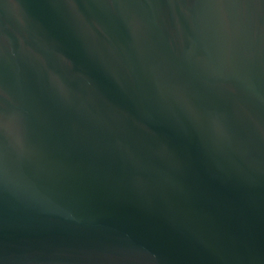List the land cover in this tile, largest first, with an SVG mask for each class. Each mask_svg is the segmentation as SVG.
<instances>
[{
	"label": "water",
	"instance_id": "obj_1",
	"mask_svg": "<svg viewBox=\"0 0 264 264\" xmlns=\"http://www.w3.org/2000/svg\"><path fill=\"white\" fill-rule=\"evenodd\" d=\"M0 264H264V0H0Z\"/></svg>",
	"mask_w": 264,
	"mask_h": 264
}]
</instances>
